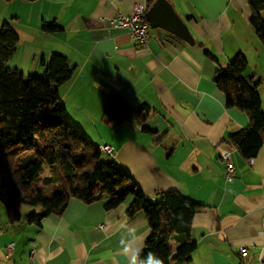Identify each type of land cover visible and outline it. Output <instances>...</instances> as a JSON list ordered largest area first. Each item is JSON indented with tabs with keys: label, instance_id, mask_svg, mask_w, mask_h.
Returning a JSON list of instances; mask_svg holds the SVG:
<instances>
[{
	"label": "crops",
	"instance_id": "1",
	"mask_svg": "<svg viewBox=\"0 0 264 264\" xmlns=\"http://www.w3.org/2000/svg\"><path fill=\"white\" fill-rule=\"evenodd\" d=\"M167 1L190 42L148 26L149 39L141 46L126 29L109 24L148 0H0V31L11 29L18 37L12 59L22 38L32 39L29 32L49 31L44 29L49 23L58 27L61 55L68 59L57 80L65 120L93 145L112 146L113 154L103 155L127 172L147 199L177 191L201 205L192 221L197 247L189 264H264V141L249 160L228 144L250 120L225 106L214 83L218 65L225 67L241 54L248 64L245 74L258 82L264 112V46L249 24L248 0ZM49 51L38 48L36 55L46 60L56 50ZM110 93L133 109L147 104L146 121L134 115L107 124L103 115ZM227 150L232 182L223 176L221 154ZM132 199L112 210L104 208L108 197L90 204L71 199L61 215L43 218L40 226L9 225L0 204V263L127 264L121 238L135 229L144 249L150 236L142 212L126 214ZM240 247L247 251L244 258Z\"/></svg>",
	"mask_w": 264,
	"mask_h": 264
},
{
	"label": "trees",
	"instance_id": "2",
	"mask_svg": "<svg viewBox=\"0 0 264 264\" xmlns=\"http://www.w3.org/2000/svg\"><path fill=\"white\" fill-rule=\"evenodd\" d=\"M155 1L148 0L147 9ZM248 4L249 24L264 46V0H248ZM144 22L148 26L146 18ZM44 29L55 32L58 27L52 24ZM17 41L13 30L0 31V204L8 224L26 221L40 226L43 218L61 215L71 199L90 204L108 197L104 208L112 210L131 196L126 214L142 212L150 228L144 253H156L164 264H189L197 247L191 237L192 221L201 205L177 191L161 193L156 201L147 199L127 172L104 157L97 146L65 120L57 80L65 74L68 59L53 53L48 60L41 59L42 77L25 76L6 66ZM247 66V60L238 54L225 67L218 65L214 78L224 94L225 106L235 107L249 117L248 128L228 137V144L245 160L254 158L264 141L258 82L245 74ZM70 76L71 73L62 81ZM148 110L147 104L133 109L125 98L110 93L103 118L114 126L136 115L144 123ZM142 130L156 134L146 126ZM41 186L51 187L53 194L47 197ZM24 206L37 207L39 211L24 214ZM173 237L177 242L174 251L168 247Z\"/></svg>",
	"mask_w": 264,
	"mask_h": 264
},
{
	"label": "rangeland",
	"instance_id": "3",
	"mask_svg": "<svg viewBox=\"0 0 264 264\" xmlns=\"http://www.w3.org/2000/svg\"><path fill=\"white\" fill-rule=\"evenodd\" d=\"M50 25H52V23L46 24V26ZM41 27L43 28V25H41ZM29 34L32 36L33 40H30V38L27 37L22 38L21 43L18 45L17 54L14 56V58L9 59V62L7 61L6 66L10 69H16V67L19 66V71L25 76L42 77L44 74V67L41 65L42 55H36L37 49H44V51L56 50L53 52L61 55V46L63 44V39L61 37V33L52 31L40 30L39 33H37L36 31H31L29 32ZM47 54L49 53H45L46 57H48ZM46 60L48 59L46 58ZM40 189L43 190L47 197H50L54 192L51 187L41 186ZM38 211L39 208L37 207L30 208L24 206L22 208V212L24 214L28 212L36 214ZM176 246L177 242L173 237L169 240L168 247L170 249H173Z\"/></svg>",
	"mask_w": 264,
	"mask_h": 264
},
{
	"label": "built area",
	"instance_id": "4",
	"mask_svg": "<svg viewBox=\"0 0 264 264\" xmlns=\"http://www.w3.org/2000/svg\"><path fill=\"white\" fill-rule=\"evenodd\" d=\"M146 12L147 5L138 4L131 10L130 13L126 15L118 14L116 17L112 18L109 24L115 28L126 29L135 42L141 46H145L149 39L148 26L144 22ZM97 150L108 155H112L114 152V148L110 145H99L97 146ZM221 159L225 164V170L223 173L224 179L227 182H232L235 178V173L234 166L230 159V150L224 151L221 154ZM11 247L12 245H9L8 248L10 249ZM238 252L242 258L246 257L247 255V251L244 247H240Z\"/></svg>",
	"mask_w": 264,
	"mask_h": 264
},
{
	"label": "water",
	"instance_id": "5",
	"mask_svg": "<svg viewBox=\"0 0 264 264\" xmlns=\"http://www.w3.org/2000/svg\"><path fill=\"white\" fill-rule=\"evenodd\" d=\"M150 28H161L190 42L191 37L186 26L175 14L172 5L167 0H156L145 13Z\"/></svg>",
	"mask_w": 264,
	"mask_h": 264
},
{
	"label": "clouds",
	"instance_id": "6",
	"mask_svg": "<svg viewBox=\"0 0 264 264\" xmlns=\"http://www.w3.org/2000/svg\"><path fill=\"white\" fill-rule=\"evenodd\" d=\"M121 255L127 260V264H164L156 253L148 251L144 253L141 237L136 235L135 229H130L120 240Z\"/></svg>",
	"mask_w": 264,
	"mask_h": 264
}]
</instances>
